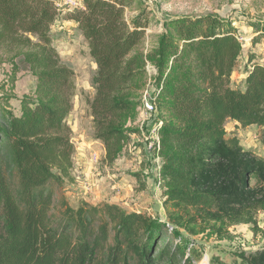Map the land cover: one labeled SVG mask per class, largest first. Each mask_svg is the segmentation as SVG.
Instances as JSON below:
<instances>
[{"label":"trees","instance_id":"16d2710c","mask_svg":"<svg viewBox=\"0 0 264 264\" xmlns=\"http://www.w3.org/2000/svg\"><path fill=\"white\" fill-rule=\"evenodd\" d=\"M80 2L64 20L77 24L97 68L90 116L108 164L139 134L138 91L150 80L166 223L115 204L55 201L73 167L67 118L75 91L73 71L52 45L58 8L51 0H0V46L22 51L36 78L20 114L3 110L0 124V264H202L179 231L230 240L231 226L248 225L264 237L256 220L264 213V157L226 131L228 122L255 126L264 146V65L250 54L242 89L231 86L242 54L232 22L213 14L164 21L144 54L137 48L145 12L124 16L134 0ZM248 25L256 45L264 21ZM169 234L174 243L160 245ZM207 264L228 263L211 255ZM231 264H264V250L240 252Z\"/></svg>","mask_w":264,"mask_h":264},{"label":"rangeland","instance_id":"374dc122","mask_svg":"<svg viewBox=\"0 0 264 264\" xmlns=\"http://www.w3.org/2000/svg\"><path fill=\"white\" fill-rule=\"evenodd\" d=\"M51 1L58 8V17L51 28L52 45L61 63L73 71L75 87L72 109L67 118L70 139L74 146L73 167L70 179L56 189L55 201L63 198L72 208H76L79 202L91 205L115 204L128 212L143 213L166 223L163 206L165 198L163 189L158 185V164L152 152L144 148L141 138L132 135L120 158L114 163L108 164L104 160V147L94 138L90 116V103L95 95L96 65L89 56L88 47L77 24L64 20V16L72 11L65 4L72 0ZM142 11L148 18V25L144 40L137 50L144 54L156 45L157 35L164 21L213 14L232 22L242 45V54L232 74L231 86L242 89L245 63L250 54L254 56L255 62L264 65V39L252 45L254 33L248 25L250 21H264V0H134L133 5L125 10L124 16L126 20H130ZM31 40L35 41L34 38ZM21 52L0 46L2 125L5 119L3 110L19 115L22 98L32 97L35 91L36 78L32 76ZM140 95L141 92L138 91V96ZM143 118L142 115L139 116L138 110L134 124L136 128L140 127L138 121ZM226 131L235 133L245 149L264 157V146L260 142V131L257 127L241 129L228 122ZM93 154L97 155L96 160ZM5 170L13 182L8 166ZM56 202L53 214H57ZM256 220L258 228L264 231V213H259ZM179 232L189 247L193 246V249L202 254V264H207L211 255L231 264L240 252L254 253L264 250V237L260 234L254 235L248 225L231 226L228 229L232 237L230 240H217L206 235L188 236L182 231ZM167 240L174 243V237L169 234L162 238L160 245Z\"/></svg>","mask_w":264,"mask_h":264},{"label":"built area","instance_id":"2783aa9c","mask_svg":"<svg viewBox=\"0 0 264 264\" xmlns=\"http://www.w3.org/2000/svg\"><path fill=\"white\" fill-rule=\"evenodd\" d=\"M65 5H67L70 10L82 9L81 2H78L76 0L68 1ZM145 69L149 77L154 74V69L149 64L146 65ZM138 110L139 116L142 115L144 118L142 120L139 119L138 121L140 127L138 128L139 134L136 136L138 137V139L141 138L146 151L152 152L153 156L155 157V160L157 161V168L159 170L160 161L159 158L156 156V152L159 149V136L157 134V128L161 125V123L155 122V105L153 92L150 86V80L148 81L145 89L141 93V103ZM148 122H151V124ZM93 155L94 160H96L97 155ZM158 185L160 186L159 182Z\"/></svg>","mask_w":264,"mask_h":264}]
</instances>
